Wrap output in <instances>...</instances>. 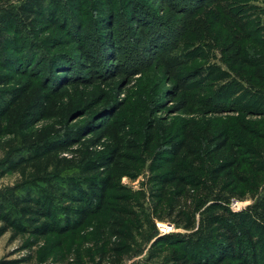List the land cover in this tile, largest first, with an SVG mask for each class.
Instances as JSON below:
<instances>
[{
  "label": "trees",
  "instance_id": "16d2710c",
  "mask_svg": "<svg viewBox=\"0 0 264 264\" xmlns=\"http://www.w3.org/2000/svg\"><path fill=\"white\" fill-rule=\"evenodd\" d=\"M145 1L121 0L126 35L114 0H17L0 11V40L12 51L0 60V138L11 137L0 176L19 177L0 194V235L63 236L96 219L105 240L97 264L145 248L129 264H264V37L225 40V68L189 65L177 30L206 0ZM84 6L97 11L92 22ZM152 66L168 88L120 98ZM163 99L176 117L157 115ZM124 177L141 178L134 189ZM157 222L175 231L160 233Z\"/></svg>",
  "mask_w": 264,
  "mask_h": 264
},
{
  "label": "rangeland",
  "instance_id": "374dc122",
  "mask_svg": "<svg viewBox=\"0 0 264 264\" xmlns=\"http://www.w3.org/2000/svg\"><path fill=\"white\" fill-rule=\"evenodd\" d=\"M118 11L119 24L123 35H126L127 21L125 18L126 12L124 11L121 0H114ZM146 4L145 0H140ZM242 1V2H241ZM16 3L17 0H0V11L8 3ZM193 5L191 0H178V3ZM147 6H149L147 4ZM94 7L84 6L85 20L92 22L97 11ZM152 9V8H151ZM155 12L157 10L153 8ZM161 14L160 12H158ZM165 14V12H164ZM87 21V23H88ZM86 33L90 36V39L96 41V33L99 34V30L96 26L90 24L85 27ZM178 28V27H177ZM183 32L178 39L179 49L187 48L186 50L191 52L192 57L189 65L201 64L209 65L214 64L225 68L227 63L225 62L224 55L220 52L221 46H225L232 42L235 36L245 31H252L254 38L264 37V0H206L201 10L194 16L189 24L187 30H177ZM13 35L15 32L7 31L5 35ZM45 35L37 38L40 44V50L46 51L47 46L41 41ZM205 36V40H199ZM240 36H242L240 34ZM127 41V36L124 38ZM230 39V42H225ZM183 42H190L187 45H183ZM129 43V42H128ZM183 43V44H182ZM200 44L211 45L210 52L208 46H202ZM128 54L133 58L137 56V52L133 51L131 47L134 45L129 44ZM199 46V47H198ZM11 53V45L0 40V60L3 53ZM201 52V58L199 56ZM212 52V53H211ZM187 58V57H186ZM142 59L138 57L131 60L136 64ZM185 60V59H182ZM130 61V62H131ZM2 64L0 63V68ZM42 66V65H41ZM167 81L162 77V69L158 66H152L141 74L133 76L129 83L125 85L121 90L119 96L124 98L127 93L136 92L141 90L143 97L147 99H153L155 93L162 92L166 87L168 88ZM134 94V93H133ZM166 104V109L163 112H158L157 115H163L167 113V116L176 117L175 113H172L173 103L168 99L162 100ZM259 107L264 108L261 104ZM231 114V113H228ZM181 116L180 114H178ZM252 118H260V115L254 113L251 114ZM79 121L74 122L77 124ZM11 138L5 135L0 138V159L4 156V149L1 142L5 139ZM1 174V170H0ZM138 179L131 181L128 178H123L122 183L132 186L134 189L138 185ZM19 177L16 173H7L4 176H0V194L8 192L16 183H18ZM250 203V200L233 202L231 206L235 209H240ZM95 220H91L79 233H70L63 236L57 234H49L47 236H36L30 233L18 232L12 228H9L0 235V264H97L98 254L100 248L104 249L105 240L100 235L94 233ZM166 222H157L156 226L160 233L174 232V230L162 231L160 229L165 228ZM2 222L0 221V227ZM166 229V228H165ZM146 249L135 250L133 258L131 260L141 259ZM131 260H126L122 264H129Z\"/></svg>",
  "mask_w": 264,
  "mask_h": 264
},
{
  "label": "built area",
  "instance_id": "2783aa9c",
  "mask_svg": "<svg viewBox=\"0 0 264 264\" xmlns=\"http://www.w3.org/2000/svg\"><path fill=\"white\" fill-rule=\"evenodd\" d=\"M233 205V204H232ZM164 227L166 228H162V229H160V230H162V231H171V230H174V227H173V225L172 224H170V223H166L165 225H164Z\"/></svg>",
  "mask_w": 264,
  "mask_h": 264
}]
</instances>
